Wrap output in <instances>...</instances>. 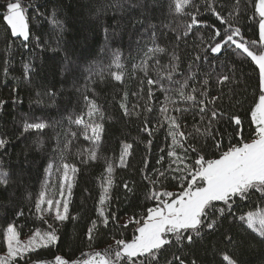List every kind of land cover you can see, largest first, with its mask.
<instances>
[{
  "label": "trees",
  "instance_id": "1",
  "mask_svg": "<svg viewBox=\"0 0 264 264\" xmlns=\"http://www.w3.org/2000/svg\"><path fill=\"white\" fill-rule=\"evenodd\" d=\"M21 2L26 8L29 23L27 42L11 36L10 29H6L0 17V101L6 102L0 105V138L7 140L6 146L0 148V171L8 173L7 185H0V255L6 252L3 233L9 224L16 227L19 238L31 236L36 229L42 232L54 229L57 236L55 243L26 254L22 260L18 258V264H35L36 261L55 264L56 256L71 262L81 258L82 253L103 251L110 245L114 247L115 240L133 238L136 224L131 223L125 228V219H139L146 215L148 208L156 205V201L148 199L153 190L182 191L181 182L172 178L179 173L168 171L167 178H161L155 186L150 182L157 178L154 170H168L170 161L167 151L172 143L167 135V125L160 126V108L166 93L158 85H153V98L149 100V85L143 70L147 48L153 46V32L155 45L165 51L147 61V73L153 80H161L165 88L171 89L168 95L177 103L168 105L170 112L174 107H191L188 102L179 101L174 90L179 85L160 76L171 71L172 54H175L179 61L173 79L182 83L189 72L195 73L186 88V92H191L193 87L202 90L201 81L207 74L208 98L220 97L215 107L227 116L240 117L243 142L253 138L255 126L251 123L250 113L261 94L259 69L234 45L224 46L222 52L215 56L211 54L208 47L213 44L211 37L215 29L223 32V26L211 12L205 11L206 0H194L195 6L199 7L198 19L201 23L194 26L187 36L183 34L185 26L191 22L189 13L195 12L196 7L188 6L184 13H175L172 0ZM3 3L5 0H0V4ZM213 7L227 17L235 8V0H213ZM54 20L63 25V31ZM135 21H142L143 25ZM231 22L241 29L243 40L248 41L250 49L258 54L261 51L259 44L250 43L259 41L255 0H239V14ZM221 39L223 36L215 42ZM23 43H27L28 47L24 48ZM117 55L122 68L115 66ZM197 55L200 60L195 59ZM25 64L30 66L27 79ZM113 72L123 73V80L116 81L112 77ZM220 74H227L230 80L223 85L217 84ZM124 93L128 94L126 103L129 111L138 112L139 116H126L120 108ZM196 95L198 100L203 98L199 91ZM85 96L94 100L104 113L103 118L95 117V122L102 123L104 128L97 147L98 159L85 163L86 150L93 145L82 135L72 140L63 160L77 168L75 174L68 173L72 178L71 195L68 196L67 187L64 189V195L69 199L68 218L63 222L55 220L53 210L41 219L36 212L35 201L46 178L49 180V196L61 198L59 184L63 170L57 172L53 168L49 175L47 166L50 161H55L59 167V153L54 148L58 139L60 148H63L69 127L77 133L82 131L75 125L70 126L68 117L71 115L74 119L87 112ZM146 105L152 106L151 113L144 112ZM208 107L211 109L212 105ZM146 115L149 127L153 129L151 136L141 131ZM85 119H88L87 116ZM25 122H43L47 126L25 131ZM180 124L186 134L193 133L188 143L194 144L199 149L198 154L204 155L205 159L218 158L220 151L241 142L240 137L235 135L240 129L227 118L214 125V129L219 131V135L214 132L215 139L194 132V124L201 129L207 124V119L201 121L196 110L184 113ZM149 140L152 141L150 148ZM216 141L221 142L220 151L215 147ZM123 143L131 144L132 148L126 165L122 167L119 160ZM176 150L182 152L179 148ZM161 155L164 160L158 164ZM196 157L197 153L189 152L186 163H194ZM109 163L114 169V185L110 200L103 208L106 213H115L116 220H110L107 227L100 225L94 239L89 241L87 231L91 222L97 219V208L101 207V183L107 175L105 170ZM146 175L148 179H145ZM125 182L133 188L131 193L125 191ZM214 203L216 207L223 206L222 202ZM257 208H264V195L255 189L250 191L247 199L235 198L232 215H226L214 232H208L194 244H185L182 248L175 244L165 246L159 253L158 264H169L176 255L184 259L185 264H191L193 259L196 264H227L224 255L237 264H264V240L239 220L233 219ZM18 212L23 215L18 216ZM226 236H231L232 242H227ZM123 264H127L126 258Z\"/></svg>",
  "mask_w": 264,
  "mask_h": 264
},
{
  "label": "snow or ice",
  "instance_id": "2",
  "mask_svg": "<svg viewBox=\"0 0 264 264\" xmlns=\"http://www.w3.org/2000/svg\"><path fill=\"white\" fill-rule=\"evenodd\" d=\"M136 5H132L135 7ZM193 6L194 0H172V10L175 13H184L186 7ZM0 17L2 22L5 23L6 29H10V34L13 37L23 38V42L29 40V23L26 16V8L22 4L21 0H5V3L0 4ZM205 11H209L223 26V32L220 29H215L214 35L211 40L214 44H209L211 54L213 56L220 54L226 45H234L237 50L242 51L252 62L259 68V86L260 95L257 102L251 109V123L255 126L253 138L250 142H243L242 135V121L239 116H227L226 113L215 107V102L220 97L208 98L209 77L206 74L205 78L201 81L202 90H198L195 87L191 92H186L189 80L195 77V73L189 72L188 76L181 83L173 79V73L178 70L179 57L172 54L171 71L166 74L161 73L162 79H167L173 84H178L179 87L175 88V92L178 94L180 102H188L191 107H174L171 112L168 105L176 104L177 101L172 100L168 93L171 91L169 88H165L161 80H153L147 73V61L154 57L157 53H163L164 48L155 45V32L151 37L153 46L147 48L145 53V60L143 62V70L147 83L149 85L148 98H153V85H158L165 93L164 102L161 105L160 112L162 114L161 125L164 124L168 127L167 135L171 138V145L168 146L167 156L170 161L169 168L165 172L154 170L157 172V178L155 181H150L153 186L160 182L161 178H167L166 173L171 171L173 173H179L180 175H174L172 178L181 182L182 191L178 193L170 191H155L153 190L148 199L156 201L154 207L147 209L146 215H142L139 219L136 217L129 218L125 222L123 227H127L131 223L136 224L135 235L131 240L118 239L115 240V246H109L103 251H91L81 254V258L69 262L61 256L55 257V264H123L126 258L127 264H158L159 253L165 248V246H171L175 244L178 248H182L185 244H194L197 239L203 238L208 232H214L221 221L226 215H232L231 209L235 203V198L247 199L250 191L255 189L264 195V0H255V14L259 17V41H251L252 45L259 44L261 51L257 54L249 47V42L243 40L241 35V29L234 26L231 22L235 16L239 14V0H235V8L230 11L227 17L216 11L213 7V0H206ZM191 16V22L185 26L184 36H187L194 26L201 23L198 19L199 7H196V11L189 13ZM56 26L63 31V25L54 20ZM143 25L142 21H135ZM215 28V26H212ZM223 36L219 42H215L218 37ZM180 37L178 36L177 39ZM239 38V39H237ZM23 47L27 48L28 44L23 43ZM207 58V56L205 57ZM196 60H200L201 57L197 55ZM120 57H115L114 63L117 68H122L123 65L119 63ZM159 64V61L156 62ZM25 78H29L30 66L24 65ZM5 74H7V68H5ZM112 77L116 81L123 80V73L113 72ZM230 77L227 74H220L217 77V84L223 85L228 82ZM15 92L16 89H13ZM199 91V95L203 98L197 99L196 93ZM135 95V93H133ZM127 93H124L123 101L120 103V108L124 111L126 116L136 115L138 112L129 111L127 107ZM87 102V112H82L80 115L75 116L73 119L71 115L68 117L69 125H75L81 128L79 133L71 131L69 127L65 133L67 142L64 143L63 148H60L59 139L57 140V146L54 151L59 153V160L61 161L59 167H57L55 161H50L47 166L46 172L51 175L53 168H56L57 172L63 170V175L60 180L59 190L60 199H56L54 196L50 197L48 192L49 180L46 178L43 184V189L40 191L35 201V209L40 218L43 219L45 213L51 214L54 210L55 220L63 222L68 218V206L69 199L64 195V189L67 187L68 196L71 195L72 178L68 175L69 171L73 174L77 172L75 166H70L64 163V152L69 148L73 139L77 135H82L85 140L91 142L93 147L90 150H86V157L84 162L89 160L98 159L97 147L101 141V136L104 131L102 123H96L95 117L99 116L103 118L104 113L101 111L99 105L94 100H89L87 96L84 97ZM6 103L0 101V105ZM211 104L212 108L209 109L208 105ZM136 107H139L138 105ZM196 110V114L200 116V120L207 119V124L203 129L193 125V130L196 135L204 137H212L215 139V135H219L218 129H214V125L219 123L221 119L227 118L230 123L234 124L240 131H237L235 135L240 137V143L238 145H231L227 150L220 151L221 142L216 141L215 147L220 154L218 158L205 159L204 155H200L199 149L194 144L188 143V140L193 137V133H185L181 130L180 120L184 113ZM153 108L151 105H146L144 108L145 113H151ZM176 114H172V113ZM210 112V116L206 114ZM87 116L88 119H85ZM47 125L43 122L28 123L25 122L23 128L25 131L29 129H44ZM141 131L146 132L149 136L153 134V129L149 127L148 116H145L144 124ZM7 144V140L0 138V148H4ZM152 141H148V147L150 148ZM131 144L123 143L120 153V166L126 165V159L130 155ZM179 148L182 152H178ZM163 151V149H162ZM197 153V157L194 163L188 164V153ZM164 160V156L161 155L157 163H161ZM147 164V158L145 160ZM176 167L173 168L172 165ZM107 175L103 178L101 183V193L99 199V205L97 208V219L91 222L87 231V239L92 241L95 233L100 225L107 227L110 220H116L115 213H106L103 205L109 202L110 192L113 188L114 181L112 179V173L114 171L111 163L106 168ZM144 171L143 169L141 170ZM8 173L0 171V185H7ZM148 179V176H145ZM187 187H183L184 184ZM124 189L126 192L131 193L133 188L129 187L128 182L124 183ZM214 202H222V207H216ZM46 205V207H44ZM18 216L23 215L22 212L17 213ZM234 220H239L242 224L246 225L247 229H250L261 240H264V208H257L256 211H249L239 217H233ZM47 221L45 220V223ZM51 228V225H49ZM20 233L17 231L13 224H9L3 233V243L6 247V252L0 255V264H18V258L24 259L26 254L35 251L36 249L47 247L50 244L55 243L57 236L55 230L44 231L36 229L27 241H21ZM227 242L231 241V236H226ZM224 261L227 264H237L235 260L228 255L223 256ZM185 264V260L179 255L173 257V260L169 264ZM35 264H50L47 261H36ZM191 264H196L193 259Z\"/></svg>",
  "mask_w": 264,
  "mask_h": 264
},
{
  "label": "rangeland",
  "instance_id": "3",
  "mask_svg": "<svg viewBox=\"0 0 264 264\" xmlns=\"http://www.w3.org/2000/svg\"><path fill=\"white\" fill-rule=\"evenodd\" d=\"M259 69V68H258ZM251 141V140H250ZM250 141H248V142H250ZM125 221H127V219H125ZM30 236H28V237H25V238H20V240L21 241H27V239L29 238Z\"/></svg>",
  "mask_w": 264,
  "mask_h": 264
}]
</instances>
